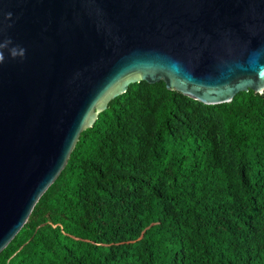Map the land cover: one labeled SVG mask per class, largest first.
<instances>
[{
	"label": "water",
	"instance_id": "water-1",
	"mask_svg": "<svg viewBox=\"0 0 264 264\" xmlns=\"http://www.w3.org/2000/svg\"><path fill=\"white\" fill-rule=\"evenodd\" d=\"M9 39L25 54L0 63V252L129 85L206 106L264 92V0H0Z\"/></svg>",
	"mask_w": 264,
	"mask_h": 264
},
{
	"label": "trees",
	"instance_id": "trees-1",
	"mask_svg": "<svg viewBox=\"0 0 264 264\" xmlns=\"http://www.w3.org/2000/svg\"><path fill=\"white\" fill-rule=\"evenodd\" d=\"M139 83L79 134L64 168L0 252V264H264V92L238 93L213 106L195 101L217 111L236 164L231 172L215 155L208 122L176 130L178 93L162 82L151 86L159 101L142 177L119 178L140 196L112 197L98 185L100 153L116 111L135 99ZM117 165L139 171L134 163ZM99 197L110 201L98 203L105 209L100 219L88 208ZM35 213L42 225L29 223ZM126 220L135 232L126 242L112 239Z\"/></svg>",
	"mask_w": 264,
	"mask_h": 264
},
{
	"label": "rangeland",
	"instance_id": "rangeland-1",
	"mask_svg": "<svg viewBox=\"0 0 264 264\" xmlns=\"http://www.w3.org/2000/svg\"><path fill=\"white\" fill-rule=\"evenodd\" d=\"M153 85L140 82L134 89L135 99H126L121 110L116 111L114 121L111 123L104 149H101V161L98 164L103 179L98 185L109 193L112 197H121L130 194L133 197H139L140 190L119 179L122 177H142L140 166L145 162L147 152L152 144L154 130L152 112L159 100L155 98L151 86ZM176 101L178 110L176 112V121L173 126L176 130L180 128L181 123L199 124V119L208 122L215 143V155L225 165V167L234 172L236 164L232 154L227 150L220 124V117L216 110H207L201 105L196 104L194 100L177 94ZM200 129V128H199ZM109 149V152H107ZM117 163H134L139 170L129 171L128 169L117 165ZM116 177L118 179H110ZM96 200L95 207H88L90 211L97 213V218H101L104 212V206L98 204L103 201L109 205L108 199L101 197ZM85 204L86 201H85ZM91 208V209H90ZM29 223L32 225H42V218L36 213L33 214ZM134 223L131 220L124 221L123 225L114 228V233L110 235L112 239L119 238L126 242V238L135 232Z\"/></svg>",
	"mask_w": 264,
	"mask_h": 264
},
{
	"label": "clouds",
	"instance_id": "clouds-1",
	"mask_svg": "<svg viewBox=\"0 0 264 264\" xmlns=\"http://www.w3.org/2000/svg\"><path fill=\"white\" fill-rule=\"evenodd\" d=\"M8 17H11V13L8 14ZM12 44V41L4 40L3 43H0V63H3L5 60L4 50L8 49L9 57L14 59L16 57H23L25 54V49L19 48L17 46L9 47Z\"/></svg>",
	"mask_w": 264,
	"mask_h": 264
}]
</instances>
